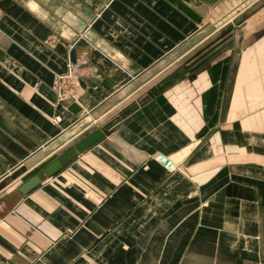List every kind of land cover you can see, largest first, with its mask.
<instances>
[{
	"label": "crops",
	"instance_id": "crops-1",
	"mask_svg": "<svg viewBox=\"0 0 264 264\" xmlns=\"http://www.w3.org/2000/svg\"><path fill=\"white\" fill-rule=\"evenodd\" d=\"M0 264H264V0H0Z\"/></svg>",
	"mask_w": 264,
	"mask_h": 264
},
{
	"label": "water",
	"instance_id": "water-1",
	"mask_svg": "<svg viewBox=\"0 0 264 264\" xmlns=\"http://www.w3.org/2000/svg\"><path fill=\"white\" fill-rule=\"evenodd\" d=\"M68 110L71 113H76L78 108L75 104H71L68 107ZM131 111L130 108L123 110L121 113L118 114L116 118L111 120L109 123L103 125L102 127L95 129L85 135L82 139L72 145L68 150L51 160L45 166H43L40 170H38L33 175L29 176L25 181L20 183L16 190L20 194H26L31 189L36 187L39 183L44 181L46 178H49L53 174H55L58 170L68 164L72 159H74L78 154L84 152L89 147L97 143L101 140L107 130L119 119L124 118V116Z\"/></svg>",
	"mask_w": 264,
	"mask_h": 264
},
{
	"label": "built area",
	"instance_id": "built-area-1",
	"mask_svg": "<svg viewBox=\"0 0 264 264\" xmlns=\"http://www.w3.org/2000/svg\"><path fill=\"white\" fill-rule=\"evenodd\" d=\"M87 64L85 58L76 62H66V69L63 74L55 75L52 81V89L59 100H73L76 96L75 81L82 67Z\"/></svg>",
	"mask_w": 264,
	"mask_h": 264
},
{
	"label": "rangeland",
	"instance_id": "rangeland-1",
	"mask_svg": "<svg viewBox=\"0 0 264 264\" xmlns=\"http://www.w3.org/2000/svg\"><path fill=\"white\" fill-rule=\"evenodd\" d=\"M214 43H216V41H214V42H212V43H208V44H206L204 47H202V48H200V49H198L194 54L195 55H192V57L190 58V59H188V61L186 62V63H191L192 61H194L195 59H196V57H199V56H201L202 54H204V53H206L205 54V56L206 55H208V54H211L212 52H213V49L215 48L214 47ZM216 46V45H215ZM187 60V59H186ZM172 76L173 75H170V76H168L166 79H164L163 81H162V84H165V82H168V81H170L171 80V78H172ZM160 86V85H159ZM152 90V89H151ZM116 116H118V113H116Z\"/></svg>",
	"mask_w": 264,
	"mask_h": 264
},
{
	"label": "trees",
	"instance_id": "trees-1",
	"mask_svg": "<svg viewBox=\"0 0 264 264\" xmlns=\"http://www.w3.org/2000/svg\"><path fill=\"white\" fill-rule=\"evenodd\" d=\"M165 85V84H164ZM160 89V87H157V88H154V89H152V90H150L149 91V93H148V95H152V94H154L157 90H159Z\"/></svg>",
	"mask_w": 264,
	"mask_h": 264
}]
</instances>
